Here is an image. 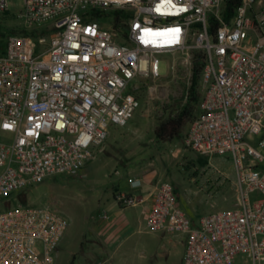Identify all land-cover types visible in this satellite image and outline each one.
Masks as SVG:
<instances>
[{
    "label": "built area",
    "instance_id": "built-area-1",
    "mask_svg": "<svg viewBox=\"0 0 264 264\" xmlns=\"http://www.w3.org/2000/svg\"><path fill=\"white\" fill-rule=\"evenodd\" d=\"M21 1V31L0 50V201L13 202L0 210V264L56 263L69 219L17 196L78 175L110 125L127 124L140 106V79L162 76L160 55L173 74L204 61L185 143L230 155L237 204L193 221L166 180L114 199L121 208L145 202L152 231L185 234L182 264H264V3L241 0L226 17L223 0ZM112 14L117 27L106 26Z\"/></svg>",
    "mask_w": 264,
    "mask_h": 264
},
{
    "label": "rangeland",
    "instance_id": "rangeland-1",
    "mask_svg": "<svg viewBox=\"0 0 264 264\" xmlns=\"http://www.w3.org/2000/svg\"><path fill=\"white\" fill-rule=\"evenodd\" d=\"M22 6L21 0H9V11L0 13V49L9 34L21 31L18 15ZM111 24H117L113 14L106 26ZM169 62V57L160 55L162 76L140 79L134 90L140 106L127 124L110 125L103 148L78 175L56 176L18 195L17 200L24 204L49 202L69 219L55 264H182L185 234L152 231L143 221L107 243L98 235L102 213H115L114 196L128 179L171 182L180 206L193 221L237 204L236 169L230 155L208 157L188 147V126L173 140L155 137L158 118L187 103L193 82L194 68H181L173 74ZM198 90L202 92L201 86ZM12 204L0 201V210ZM126 209L141 213L143 205Z\"/></svg>",
    "mask_w": 264,
    "mask_h": 264
},
{
    "label": "trees",
    "instance_id": "trees-1",
    "mask_svg": "<svg viewBox=\"0 0 264 264\" xmlns=\"http://www.w3.org/2000/svg\"><path fill=\"white\" fill-rule=\"evenodd\" d=\"M240 3L241 0H223L224 14L226 15V17L231 16L235 12L237 7L240 5ZM118 23L119 17H117L116 27L118 26ZM214 28L215 26L213 25L211 27V30H213ZM203 67L204 61L202 59H198V61H196V64L194 65L193 82L190 88L188 89L189 98L187 103L181 106L180 108L172 110L167 117L158 118L157 125L154 129V134L158 141L165 142L175 139L183 133L184 129L196 116L198 111V105L203 96V93L198 90V88L200 87ZM137 97L139 98L138 95Z\"/></svg>",
    "mask_w": 264,
    "mask_h": 264
},
{
    "label": "crops",
    "instance_id": "crops-1",
    "mask_svg": "<svg viewBox=\"0 0 264 264\" xmlns=\"http://www.w3.org/2000/svg\"><path fill=\"white\" fill-rule=\"evenodd\" d=\"M139 179L142 181L141 186L139 187L134 186L132 181L139 180ZM153 182L154 181L149 178L147 179H141V178L128 179L124 181V183L123 182L121 183L122 188L121 190H119L118 193L126 192L129 194L135 195V196L144 195L149 191L151 184ZM140 204L143 205V209L141 210V213H128L126 212L127 210L126 208L128 207L121 208L117 205L115 201L112 207L115 213H109L111 215V218L109 220H106L101 215L100 220L102 221L100 224L98 235L103 238V241H105L106 243L110 242L114 236H117L120 233H125L126 230L131 229L136 222H143V221L146 222L147 214H148V207L145 202H142ZM66 232L61 240V243L64 241ZM61 243L59 245L57 254L60 251Z\"/></svg>",
    "mask_w": 264,
    "mask_h": 264
}]
</instances>
